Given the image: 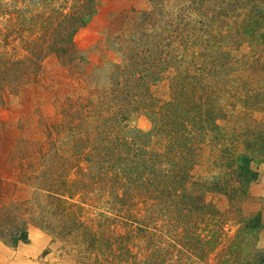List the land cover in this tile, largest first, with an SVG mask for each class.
<instances>
[{
  "label": "trees",
  "instance_id": "16d2710c",
  "mask_svg": "<svg viewBox=\"0 0 264 264\" xmlns=\"http://www.w3.org/2000/svg\"><path fill=\"white\" fill-rule=\"evenodd\" d=\"M94 8L95 0H0V15H10L6 30L0 28V98L5 90L15 93L35 79L50 54L71 63L76 34ZM142 17L116 36L122 57L113 65L109 87L93 89L65 110L71 135L76 129L83 133L65 173H45L34 185L49 198L44 226L51 233L79 232L85 249L96 254V264H111L112 259H118L113 264H172L174 258L176 264H191L221 243L220 211L209 194L220 193L231 203L244 198L258 174L254 157L264 159L251 129L237 135L220 122L227 116L223 92L235 94L242 88L245 96L236 100L264 110V77L254 87L251 77L239 73L247 71L244 57L264 45V0H188L173 10L155 4ZM244 46L249 51L237 57ZM168 71L171 95L159 103L151 86ZM141 111L154 119V133L164 141L160 150L142 148L123 133L125 121ZM91 127L93 138L84 134ZM241 134L247 135V152L222 161L221 174L195 178L193 170L207 141L228 150ZM74 167L76 176L69 178ZM97 185L108 187L114 196L110 203H119L128 215V234L118 253L108 216L101 213L103 220L96 225L80 216ZM27 228L18 208L2 213L0 238L5 242L26 241ZM238 237L218 252L216 264H241ZM139 240L145 241L140 261L139 251L129 250Z\"/></svg>",
  "mask_w": 264,
  "mask_h": 264
},
{
  "label": "rangeland",
  "instance_id": "374dc122",
  "mask_svg": "<svg viewBox=\"0 0 264 264\" xmlns=\"http://www.w3.org/2000/svg\"><path fill=\"white\" fill-rule=\"evenodd\" d=\"M188 0H95L94 12L76 34V57L67 65L55 54L48 55L41 64L37 77L24 84L17 92L5 90L0 98V217L7 209L18 208V213L27 222L26 241L12 245L0 238V264H96L95 253L87 251L79 232L68 229L61 233H51L44 226L43 216H49L48 196L44 189H36L35 183L43 180L42 175L51 172L64 174L66 162L70 158L75 142H79V130H73L65 118L66 108L81 96H88L95 88L109 87L113 65L122 57L116 36L129 29L131 23L142 19L143 11L155 4L173 10ZM9 14L0 15V28L5 31ZM11 44V43H10ZM8 45L10 51L13 45ZM249 47L238 49L235 54L241 57ZM246 72H239L242 78L251 77L255 85L264 77V45L256 54H247ZM171 72L151 86L154 96L163 103L170 98ZM232 90V89H231ZM223 92L221 104L227 111L221 124L238 135L243 129H251V138L258 140L256 149L264 151V110L246 108L236 98H244L242 88ZM95 97V95H92ZM235 102V104H233ZM75 124V123H74ZM123 133L138 146L147 150H160L162 138L154 133V119L145 111L132 114L126 121ZM90 128V127H89ZM84 134L93 138L91 129ZM241 134L231 148H224L216 142L207 141L201 148L193 173L198 180L211 179L222 173L223 162L229 156L236 158L247 152ZM230 147L229 143L226 142ZM92 146L85 149L91 150ZM69 156V157H68ZM68 157V158H67ZM67 158V161H66ZM79 162V161H78ZM80 164H83L79 162ZM257 177L248 185L247 196L231 203L220 193L209 194L208 199L220 211L221 243L200 261L191 264H216L217 254L227 249L231 239L238 233L239 262L241 264H264V159L255 156L252 161ZM69 171V178L75 175ZM35 174H39L35 178ZM41 176V177H40ZM98 188L83 204L81 219L97 224L104 215L111 221L110 232L119 242L126 239L128 216L119 203H110L108 187ZM106 197V198H105ZM114 198V196H113ZM73 200H77L75 197ZM109 203V204H108ZM110 207V209H109ZM123 237V238H122ZM138 260L143 259L145 241L139 240ZM142 253V254H141ZM228 258L231 255L228 254ZM111 260V264H113ZM118 259L114 260V263ZM178 260L173 259L172 264ZM98 264V263H97Z\"/></svg>",
  "mask_w": 264,
  "mask_h": 264
}]
</instances>
